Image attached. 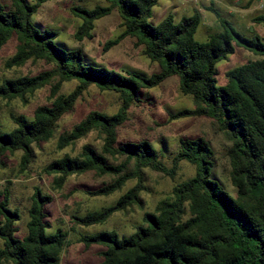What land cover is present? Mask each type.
<instances>
[{"label": "trees", "instance_id": "trees-1", "mask_svg": "<svg viewBox=\"0 0 264 264\" xmlns=\"http://www.w3.org/2000/svg\"><path fill=\"white\" fill-rule=\"evenodd\" d=\"M49 1L9 0L6 5L0 0V48L11 38L16 43L3 69L19 68L29 61L50 66L32 76L0 79V101L4 103L17 100L25 105L36 91L49 88L48 104L37 106L30 119L9 115L12 129L4 131L0 126V166L6 155L18 151V172H25L33 158V146L53 139L58 121L72 111L89 87L114 93L120 102L114 114L90 111L60 134L55 144L60 151L95 132L101 139L100 150L84 145L77 156L63 155L41 168L55 192L69 177L92 173L110 181L82 190L84 195L120 194L97 211L70 216V223L86 228L104 224L112 215L131 208L142 210L144 170L172 180L184 163L193 169V175L175 184L170 196L158 201L152 212H143L142 225L135 226L130 235L99 232L79 236L78 243L84 249L103 247L98 253L100 264H264V41L257 35L244 37L236 32L212 5L205 10L214 15L221 31L202 43L193 38L199 25L197 12L177 23L168 15L158 25H150L147 20L158 0H102L104 6L70 8L80 21L73 34L75 41L90 39L94 22L114 12L119 33L102 45V53L128 38L158 67V72L148 77L120 74L87 63L79 49H62L54 43L55 31L39 30L32 24L31 17ZM253 1L247 0L246 6ZM251 21L264 27V15ZM235 48L251 52L257 59L227 71L225 84L217 86L215 64L225 61ZM168 78L176 79L179 94L189 98L192 106L168 113L167 122L205 118L228 139V183L233 197L210 177L213 153L203 138H179L169 168L162 161V148L143 139L118 138L127 111L139 103L141 91L154 89ZM70 82L75 83L74 88L67 95L59 94L61 86ZM127 183H132L131 187L122 192ZM10 186L5 181L0 188V264H60L67 233L59 227L48 233L51 227L45 207L52 196L33 189L25 211V235L17 238L20 212L10 206Z\"/></svg>", "mask_w": 264, "mask_h": 264}, {"label": "rangeland", "instance_id": "rangeland-1", "mask_svg": "<svg viewBox=\"0 0 264 264\" xmlns=\"http://www.w3.org/2000/svg\"><path fill=\"white\" fill-rule=\"evenodd\" d=\"M247 0H158L151 10L147 22L158 25L166 16L170 15L174 23L182 17H190L194 12L199 14V25L194 34V40L202 43L207 36L221 31L214 15L205 8L212 5L219 16L227 21L231 27L244 37L257 35L264 41V27L253 23L251 20L264 15V0H254L246 6ZM8 5L9 0H2ZM102 0H51L42 4L31 17L32 24L39 30H52L57 33L54 43L65 50L79 49L87 63L102 66L106 69L123 74L135 73L148 77L158 72V67L150 63L142 54L140 48L133 46L132 39H124L116 46L102 53V45L113 39L118 33L119 20L112 12L108 16L94 22L90 32V39L75 41L73 34L80 21L74 17L70 8L77 6L83 9H92L94 6H104ZM15 40L11 38L0 48V79L2 77L32 76L49 69L50 66L42 61L27 62L22 67L4 70L3 62L9 59L15 51ZM257 56L241 48H235L234 53L225 61L215 64V80L217 86L225 84V73L247 61L256 60ZM75 86L74 82L61 86L59 94L67 95ZM139 103H134L127 111L126 122L118 131L121 140H147L154 148H162L164 152L163 163L169 168L170 158L176 149L179 138L201 137L209 143L213 156L211 178L215 179L223 190L231 197L234 190L228 183L229 165L226 150L229 147L228 139L217 130L214 122L205 118L181 119L167 122V114L180 109L191 108L190 99L181 96L178 92L175 78H168L158 87L141 91ZM49 88L45 87L36 91L25 105L15 100L10 103L0 101V126L8 131L13 125L9 115H23L31 118L33 110L40 105H47ZM120 102L114 93L99 92L89 87L75 103L72 111L57 123L53 139L39 147L33 146V158L27 170L18 172V162L21 153L14 152L2 159L0 166V188L5 181L11 183L9 195L10 206L20 212V220L16 224L15 236L21 238L25 235V211L29 206V199L34 188H39L42 193L52 196L53 200L45 207L46 221L52 233L57 227L67 233V246L64 248L60 264H100L102 258L98 253L103 250L101 246H90L84 249L78 243L79 236H89L99 232H115L118 237L128 236L137 225H142L143 212H152L155 204L170 196L172 187L193 175V169L182 163L172 180L160 173L143 171L144 186L146 191L141 193L142 210L131 208L122 213L112 215L107 222L90 227H77L70 223V216H82L87 212L97 211L112 204L120 194L109 197H90L84 195L82 190H91L110 181L107 176L96 177L92 173L71 176L66 180L60 191L50 189L49 179L41 174V168L53 159L63 155L75 157L84 145L90 146L95 151L100 150L101 139L95 132L88 133L85 137L74 142L60 151L56 150L57 137L69 131L73 125L81 121L90 111H97L107 115L114 114ZM162 145L159 146V143ZM132 183H127L126 189Z\"/></svg>", "mask_w": 264, "mask_h": 264}]
</instances>
